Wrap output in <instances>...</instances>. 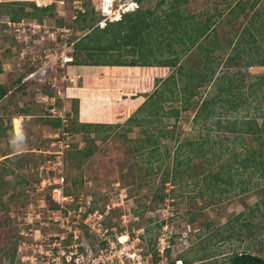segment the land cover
I'll return each instance as SVG.
<instances>
[{
  "label": "rangeland",
  "instance_id": "rangeland-1",
  "mask_svg": "<svg viewBox=\"0 0 264 264\" xmlns=\"http://www.w3.org/2000/svg\"><path fill=\"white\" fill-rule=\"evenodd\" d=\"M7 1L9 0H0V7ZM15 1L26 2L23 4L19 24L9 25L6 23V14L0 16V84L8 88L7 94L0 100V264H45V252L51 248V239L57 232L53 220L55 208L49 199L50 186L46 183L43 187L41 181L53 177V170L46 169L56 162L54 152L59 149L55 143L58 126L53 125L58 118L52 117L49 109L53 102V84L63 70L53 57L61 49L58 31L55 29L60 25L61 19L56 13L51 14V9L44 12L41 22L46 24L48 31L45 32L46 29L42 27L33 35L27 29V23L36 18L26 15L34 10L29 4L31 1ZM170 1L140 0L137 4L130 5L134 10L138 6L143 10L149 8L162 19L164 13L170 10ZM237 1L187 0L180 6L188 24L191 23L193 27L201 25L209 17L212 21L213 30L204 45L212 46L214 40L218 42L213 53L216 58L214 76L227 69L224 64L226 54L240 40L238 35H242L241 30L249 24L251 14L264 3V0H243L246 2L245 12L232 23H225L230 17V8ZM17 2L12 3L11 7L17 9L20 6ZM253 2H256L255 5L250 7ZM118 3L129 6L130 0H119ZM90 6L91 4H87V21L92 16L94 20L89 23L95 25L99 15ZM70 9L69 6V14L72 11ZM131 11L133 10L128 12ZM65 23L72 30L71 37L75 42L83 40L84 34L89 31L81 27V20L68 16ZM250 28L253 30V26ZM171 29L172 26L168 24V38ZM51 33L56 36V40L51 39ZM257 38L260 39L258 36ZM261 42L262 40L259 41L260 44ZM150 43L155 50L154 55L160 58L188 46L186 40L181 44L172 41L169 47L160 43L158 48V43L153 38ZM167 47L170 50L168 52ZM126 50L122 48L119 51H107V54L110 58L122 61L137 56L127 54ZM48 54L52 66L47 74V81L39 84L31 77L27 78ZM81 54L86 57L84 52ZM152 58L151 56L150 60ZM201 60L196 46L181 59L185 67L193 64L196 69L201 68ZM241 63L238 62L226 71L240 72L233 86L242 82L244 86L241 90H244L253 81L246 75L261 73L264 66L246 69ZM72 65L74 64H68L65 72L71 74L69 66ZM156 67L154 73L158 79L175 72V67ZM71 75L77 79L76 75ZM75 83L68 82L67 85L70 87ZM156 88L153 82L151 89L142 94L137 103L122 105L123 109L118 103L123 104L128 97L122 96V100L115 97L112 100L113 121L103 123L106 124L104 126L92 127L88 131L72 132L73 136L64 153L65 188L76 197L72 207L80 204L85 206L89 201L91 210L103 214L102 226L108 229L110 241H117L116 236H125L126 241L119 243L124 247L123 264H185L181 261L179 263V258L187 260L188 264H202L205 261L227 264L232 253L241 252L264 258V172L261 176L251 174L249 178V169L244 172L231 171L235 180L231 186L220 183L214 190H206L205 182L210 178L205 179L203 176L218 171L220 163L232 161L233 157L227 151L239 152L242 149L240 140H236L234 146V133L218 130L211 121L205 127L201 123H194L192 117L196 111L195 106L180 111L177 118L163 116L160 121L155 120L150 125H135L134 121L128 120L132 115L138 118L143 116L137 109L144 102L146 94H151ZM214 91L213 86H203L198 97L203 98ZM69 94L63 99L56 98L54 105H63L67 111L70 102L71 127L80 121L74 111L75 106L77 109V102ZM163 94V98L167 99L162 103L164 111L181 107L178 95L170 96L166 91ZM252 107L253 103L249 105V101L239 106L241 113L252 111ZM216 118L217 116L213 120ZM109 125L111 127H105ZM160 125H165L173 132V136L157 139L160 151L164 152L166 149V154L155 158L149 156L150 144H145V140L149 134L157 133ZM206 132L210 133V144L214 143L207 146L216 155L212 157L208 153L207 164L202 163L199 158H193L190 170H183L185 166L182 165L176 168L179 175L175 179L171 177L170 181L162 183L163 172H175L172 160L178 144L186 140H199ZM219 140L222 141L224 150L219 149V144L214 142ZM243 141L246 144L252 142L248 136L243 137ZM186 149L184 147L178 151L176 155L179 159L187 155ZM77 150H80L78 155ZM208 166L210 170L205 169ZM236 180L247 182L243 183L245 191L240 185H236ZM223 188L227 190L221 191ZM162 194L163 198L160 197ZM77 213L76 211L74 214ZM75 215L72 221L81 220V216ZM78 222L73 224V228L77 226L81 242L93 246L94 250L106 246L103 242L99 244L100 238L95 233L88 232L86 226Z\"/></svg>",
  "mask_w": 264,
  "mask_h": 264
},
{
  "label": "trees",
  "instance_id": "trees-1",
  "mask_svg": "<svg viewBox=\"0 0 264 264\" xmlns=\"http://www.w3.org/2000/svg\"><path fill=\"white\" fill-rule=\"evenodd\" d=\"M14 2L17 1L9 0L4 2L5 4L0 7V16L6 14L9 20L19 21L24 9L23 4L26 2L20 3L18 1L17 3L20 6L17 9L11 7ZM186 2L187 0H171L169 2L170 10L164 13L162 19L154 15L153 10L149 8L143 10L138 6L131 12L123 13L117 20H108L102 28L89 23L90 20H94L92 16H90V20L87 21L88 11L84 14L79 13L75 20H81V27L87 28L89 31L84 34L83 40L74 42L73 51L71 53L73 60L71 63L74 65L175 67V72H171L167 76H164V78H154V85L157 86V88L151 94H146L144 102L137 109V111L143 113V116L138 118L132 115L128 120L134 121L135 125H150L155 120L160 121L163 116L177 118L180 111H186L190 106H195L196 111L192 117L194 123H201V125L205 127V125L211 121L212 125L215 124L218 127V130L234 133L232 144L235 146L236 140H240L239 143L242 149L239 152L236 150L227 151V153H230L231 157H233L232 161L229 160L220 163L218 171L203 176L205 179L207 177L210 178L209 181L205 182V189L212 191L214 188H217L220 183L229 186L234 183L235 180L233 179V173H231V171L237 172L240 170L244 172L249 169V178L252 176L251 174H258L261 176L264 172V71L252 75L247 74V78H252L253 81L248 83L244 90H241L244 86L242 82H238L236 86H233L240 72L235 71L230 73L226 71L229 67L236 66L238 62H242L241 65L246 69L251 66H264V3L251 14L249 17V24L244 26L241 30L242 35H238L240 40H237L236 46L234 44L232 51L226 54L224 64L227 69L221 74L214 76L216 71L214 69L216 58L213 53L218 42L214 40L215 42H213L212 46L204 45L205 40L210 33H212V21L209 17L199 26L193 27L191 23L188 24L189 22L184 17L182 9H180V6ZM255 3L256 2H253L250 7H253ZM29 4L34 10L27 12L26 15L40 21L44 12H48L50 9L52 10V7H37L33 2H29ZM245 9L246 2L238 0L236 4L230 8V17L226 19L225 23H232L234 19L245 12ZM92 10L90 11L91 13L93 12ZM59 21L60 24H62V19ZM168 24L172 26V29L169 31L170 38H168V31H166V26ZM250 26H253V30ZM257 36L260 39H258ZM152 38L158 43L156 44L157 48L160 43L169 47L172 41L183 43L185 40L188 41V46L182 50L173 51L171 55L165 58H160L154 55L155 50H153V47L150 45ZM261 40L262 42L260 44L259 41ZM232 41L233 39L230 40V44ZM239 43L242 45L239 46ZM195 46L197 47V55L202 59L200 69L194 68L193 64H189L188 67H185L181 61L182 56L188 51L191 52V48ZM168 47L167 52L169 50ZM122 48L127 49V54L137 56L131 60L122 61L119 60V58H110V55L108 56L107 54V51H119ZM82 52L85 53V58L87 59L82 56ZM160 53L163 52L161 51ZM151 56L153 57L152 60H150ZM1 71L2 66L0 63V73ZM207 85L209 88L213 86L215 91L212 94L207 93L203 98L198 97L200 96V89ZM164 91L170 96H174L175 94L178 95L182 102L181 107L170 108L168 111H164L162 103L167 100L163 98ZM7 92V86L0 84V100ZM251 95L254 96L251 97ZM249 97L251 99H248ZM247 101H249V105L253 103V112L247 110L246 113H241L239 106L245 104ZM74 110H77L76 106ZM215 116H217V118L213 120ZM156 117L158 118L156 119ZM53 125L57 127L59 125V120H56ZM104 125L106 124L77 122L71 127L69 126V131H88L92 129V127ZM93 130L96 131V128H93ZM168 136L172 137L173 132L167 129L165 125H160L157 133L149 134V136L146 137L145 144H150V149L148 150L149 156L160 157L159 155L166 154V149L163 150L164 152L160 151L157 139ZM245 136L251 138L252 142L250 144H246L245 141H243V137ZM210 140V133L206 132V134L200 136L199 140H186L179 143L175 149L176 154L184 147H187L186 150H188V153L182 159H179L178 155L175 154L172 160L175 172L172 174L169 173V171L163 172L161 182L166 183L170 181L171 177L175 179L179 175L176 172V168L182 165L185 166L183 170H190L192 168L190 164L193 158H199L202 163L205 162V164H207L209 161L207 157L208 153H210L212 157L216 155V152H212L211 148L207 146L210 144ZM214 142L219 144V149L224 150L222 141L219 140ZM211 144L214 143L211 142ZM88 152L89 151L86 152V156ZM78 154H80V150H77L76 155ZM209 166L205 169L210 170ZM148 167L150 169L151 165ZM3 178L5 179V175ZM244 182L243 180H238L236 183V185L241 186L243 191L246 189V186L243 185ZM225 190L227 189L223 188L221 191ZM160 197L163 198V194L160 195ZM179 259L185 264H188L187 260L183 258ZM171 264L175 263L172 262ZM202 264L215 263L205 261L202 262ZM227 264H264V258L250 253H232L228 257Z\"/></svg>",
  "mask_w": 264,
  "mask_h": 264
},
{
  "label": "built area",
  "instance_id": "built-area-1",
  "mask_svg": "<svg viewBox=\"0 0 264 264\" xmlns=\"http://www.w3.org/2000/svg\"><path fill=\"white\" fill-rule=\"evenodd\" d=\"M37 7H52V12L56 13L60 19H62V24L57 26L55 29L58 31L60 39L59 52H56L53 57L57 60L58 66L62 67V73L58 74L57 82L53 84L55 87L51 99H53L52 107L49 109L52 113V117L58 118L59 125L57 127L56 144L59 147L55 151L56 162L52 163L51 167L46 170H53V177L44 178L41 184L50 186L49 188V199L54 205V222L57 232L53 234L51 240V248L48 252H45V264H123V249L124 247L119 245L123 244L124 241L120 240L121 236H116L117 241H110L108 236V229L103 228V214L98 213L97 210H91L90 202L88 204L76 205L72 207L73 202H76V197L66 191V179L64 174V159H65V149L69 146L70 139L73 134L69 131V122L72 117L70 110L67 111L61 106H55L54 101L57 98L63 99L67 96V90L69 86L68 82H76V78L65 72V68L73 60L72 50L75 40L71 37L72 30L66 26L65 20L69 16L75 19L79 13L84 14L86 12L87 4H91L92 7L99 15V20L95 23V26L100 28L104 27L108 20H117L121 17L123 13L130 11L127 6H122L119 0H30ZM137 0H130V4H137ZM70 6V14L67 8ZM72 12V13H71ZM20 21V20H19ZM19 21H11L7 18V24H19ZM44 21V20H43ZM27 29L36 35L40 28H45L47 32L46 24L38 21L27 23ZM51 39L56 40V36L53 33L50 34ZM51 58L50 54L45 55L41 64L36 68L35 71L28 74V77L36 80L37 83H45L48 79L47 74L51 69ZM57 83H59L57 85ZM51 179V180H50ZM51 181V182H50ZM78 212L76 215L75 212ZM80 217L81 224L86 226V229L90 233H95L97 237L100 238L99 244L101 242L105 243L104 248H99L94 250L90 245L85 244L80 241L78 228L73 224L79 223L78 221H72V217ZM80 231V229H79ZM94 234V235H95ZM125 254V252H124Z\"/></svg>",
  "mask_w": 264,
  "mask_h": 264
},
{
  "label": "crops",
  "instance_id": "crops-1",
  "mask_svg": "<svg viewBox=\"0 0 264 264\" xmlns=\"http://www.w3.org/2000/svg\"><path fill=\"white\" fill-rule=\"evenodd\" d=\"M156 66L72 65L69 73L77 81L67 93L77 102L75 115L80 123H109L114 119L112 100L128 97L122 105L135 104L153 85ZM114 69V71L109 70ZM150 71V72H149ZM132 95V96H131ZM134 96V97H133ZM72 99V98H71ZM142 101V100H141ZM109 109V110H108ZM69 110L70 102H69ZM72 115V112H71Z\"/></svg>",
  "mask_w": 264,
  "mask_h": 264
},
{
  "label": "bare ground",
  "instance_id": "bare-ground-1",
  "mask_svg": "<svg viewBox=\"0 0 264 264\" xmlns=\"http://www.w3.org/2000/svg\"><path fill=\"white\" fill-rule=\"evenodd\" d=\"M131 7H132V6H131V5H129V7H128V10H130V9H131ZM121 238H122V240H125V236H123V237L121 236V237H120V240H121ZM122 240H121V241H122Z\"/></svg>",
  "mask_w": 264,
  "mask_h": 264
},
{
  "label": "clouds",
  "instance_id": "clouds-1",
  "mask_svg": "<svg viewBox=\"0 0 264 264\" xmlns=\"http://www.w3.org/2000/svg\"><path fill=\"white\" fill-rule=\"evenodd\" d=\"M181 260H179V263H180ZM182 262V261H181Z\"/></svg>",
  "mask_w": 264,
  "mask_h": 264
}]
</instances>
